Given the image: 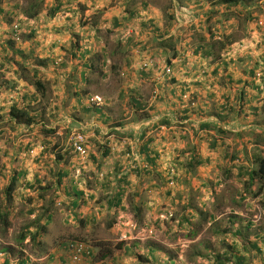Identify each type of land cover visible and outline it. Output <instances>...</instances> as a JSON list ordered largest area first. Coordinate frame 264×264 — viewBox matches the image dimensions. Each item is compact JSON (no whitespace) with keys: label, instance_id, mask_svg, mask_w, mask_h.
Masks as SVG:
<instances>
[{"label":"crops","instance_id":"1","mask_svg":"<svg viewBox=\"0 0 264 264\" xmlns=\"http://www.w3.org/2000/svg\"><path fill=\"white\" fill-rule=\"evenodd\" d=\"M170 1L163 10L154 0H35L29 19L33 1L0 0V210L30 217L18 229L29 231L26 245L36 243L22 249L28 264H66L68 240L79 233L117 238L104 260L92 246L88 264H142L137 256L216 264L217 253L231 264L238 256L264 264V181L245 188L264 158V7ZM150 58L173 74L157 83L153 69L142 70ZM94 96L99 106L89 103ZM14 107L28 108L36 123L18 124ZM76 131L88 139L86 163L70 145ZM171 165L175 186L167 183ZM196 172L190 194L185 182ZM213 224L232 231L213 236ZM196 226L215 251L210 238L199 241L201 255L190 260ZM241 228L248 237L233 233ZM1 252L0 264L19 263L21 253Z\"/></svg>","mask_w":264,"mask_h":264},{"label":"trees","instance_id":"2","mask_svg":"<svg viewBox=\"0 0 264 264\" xmlns=\"http://www.w3.org/2000/svg\"><path fill=\"white\" fill-rule=\"evenodd\" d=\"M33 1V4H32V8H29L27 9L26 11V14H27V17L29 19L31 18H35V13H37L39 7L38 5L35 3V0H31ZM14 25V24H13ZM12 25V26H13ZM11 26V27H12ZM221 49H224L226 48V44L225 43H220L219 44ZM37 83H40V81H36ZM15 88V87H14ZM40 89V88H38ZM11 116L13 117V119L18 123V124H24V125H32L34 123H36V117L35 116H32L31 114V111L28 109V108H16L14 107L11 112H10ZM256 165H257V168L255 169V171L252 172L251 174V177H250V181H247V183L245 184V188L247 191L250 190V187L253 186L255 184V180H258L260 182H263L264 181V158H258L256 160ZM12 193V188H10L8 190V193ZM11 193L9 194V198L11 199ZM8 199V200H10ZM32 212V211H30ZM10 214H9V211L8 210H0V220H1V223L3 224V230L4 232H7V230L9 229V226L11 225V222H10V218H9ZM231 222H233V225L231 226V228H235L234 226V221L232 220ZM216 227V226H215ZM43 228H41V230H43ZM210 232H212V235L214 236L215 233L216 234H222V235H225V234H228L230 233L232 230L230 228H226V229H216L214 230V224L210 227ZM28 233L29 231H23V234L20 235V237L18 238L19 240V243L20 245H22L24 243V241L27 239L28 237ZM234 234L236 235H241V236H244V237H248L247 235V231L246 229H235V231H233ZM29 236H30V233H29ZM218 236V235H217ZM31 242H36L34 240H36V235L32 236L31 237ZM69 243V242H68ZM67 243V244H68ZM252 244V243H250ZM24 246V245H23ZM23 246L21 249H19V251L22 252V249H23ZM253 246V248H255L256 250V253L258 251H260L259 247H257V245H251V247ZM102 247H105V246H102ZM101 247V251H100V259L104 260L106 258H108L109 256H112L113 255V251H111L110 249H107L106 247L105 248H102ZM244 250H247L248 249V241L247 240H244V243H243V247H242ZM232 249V248H230ZM5 250V252H10V253H14L15 250L14 248L12 247H9V248H3V251ZM197 255H201L200 252H197L196 253ZM92 256H93V253H92ZM137 259L139 261L142 262V264H147L148 262H152V260H149V259H145L143 258L142 256H137ZM238 259V264H242L241 263V257H237ZM231 258L227 257V254H221V253H217L216 256H215V261H216V264H231V263H228L230 262ZM6 264H9V261H7ZM18 264H28V259H24L22 256L19 257V263Z\"/></svg>","mask_w":264,"mask_h":264},{"label":"built area","instance_id":"3","mask_svg":"<svg viewBox=\"0 0 264 264\" xmlns=\"http://www.w3.org/2000/svg\"><path fill=\"white\" fill-rule=\"evenodd\" d=\"M258 6L264 7V0H252ZM14 37L17 41L20 40V28L18 25L13 27ZM153 69L157 73L155 78L157 83H162L163 80L173 74V69L171 66L167 65L165 61L154 60L152 58L147 59L142 64V70L149 71ZM257 79L262 78V72H258L256 75ZM22 91V87L17 85L14 89L15 94H20ZM89 103L99 106L102 103V100L99 99L97 96L89 98ZM70 145L73 152L78 156L79 160L82 163H86L88 158L90 157V150L88 146V139L87 136L82 132H74L70 137ZM178 177V168L177 166L171 165L169 166L168 171V180L167 183L170 186H175ZM172 212L168 213L167 216L171 217ZM66 250L69 254L68 261L66 264H86L88 258L92 257L93 249L92 246L87 244L84 241H70L67 246Z\"/></svg>","mask_w":264,"mask_h":264},{"label":"rangeland","instance_id":"4","mask_svg":"<svg viewBox=\"0 0 264 264\" xmlns=\"http://www.w3.org/2000/svg\"><path fill=\"white\" fill-rule=\"evenodd\" d=\"M177 1L178 2H182L183 0H177ZM154 3L157 4V5H159V6H161V8L163 10H166L165 8H167V7H168V10H169V8H171V5H172V2L170 0H154ZM98 98L99 99H102L100 97H98ZM198 174L199 175H197V172H196V175H193V178L191 180H189V179H187V181L185 180L186 181L185 182L186 183V186H188L189 191H190V194L191 193H196L197 185L201 181L200 173H198ZM193 182H195L194 185H193ZM166 213H170V212H166ZM166 213H164V216H163L164 219L165 220L171 219L173 215H171V217H168V216H166ZM10 217H11V215H10ZM29 218L30 217L24 218L26 220L25 221L24 219H21L18 216H15V212H14L13 215H12V217L10 218L11 225L9 226V229H8L7 233L4 232V230H3V224H2L1 229H0V234L2 236L5 235V238H2V241H0V257H4L3 253L1 252V251H3L2 248H9V247L14 248L15 253H14L13 258H17L18 252L21 253L20 254L21 256H23V253L21 251H19V249H21L23 245H24L23 246V249L26 250V248H27V251L30 252V253H31L32 248L37 250V248L35 247L36 246V243H32L33 244V247L31 248V245L28 246V245L25 244L26 241H24V243L22 245H20V243L18 241L19 240L18 238L20 237V235L23 234V230H22L21 234H19L18 233V229H19V227H20L21 224L28 222L27 220H30ZM79 224H81V223H79ZM194 229H196L197 232L198 231L200 232V237H199V240L197 242H195V244H191L188 247V249H187V255H189L190 260L193 259L191 257V255H194V253H197V251H200V253H201V243L198 244L199 241L200 242L207 241V240H209L208 238H210V236L208 235L209 232H205V235H203V237L201 238V226H196V227H194ZM95 231H97V230H95ZM153 233H155V232H153ZM153 233H151L150 235H152ZM78 235L84 237L85 239L84 238H70L68 241H71V240L75 239V240H79V241H84V242H86L87 244H89L90 246H93V247L95 245H100L101 247L102 246H105L107 249H110L111 251H113V254L118 249L117 248L118 247V242L115 241L117 239L115 236H113V238H112L113 241L110 242V240H106V241L105 240H101V239H109L110 236H108V237H102V238L100 237V238H97L98 240L94 241V240H92L91 237L88 236L89 235L88 233H82V234L79 233ZM156 236L162 237L163 234L158 233ZM173 237H175V236H173ZM88 238H90L91 240H89ZM2 242H6V243H2ZM10 244H13V246H11ZM105 247H102V248H105ZM206 247H210L212 249V251H215L214 246H213V242H212V239L211 238H210L209 246H206ZM99 253H100V251H99ZM99 255L100 254H98V253L96 254L97 257ZM202 258L203 259H201V256H200V258L194 259L193 261H195V262H192V263H189L188 262V257L183 258L182 261H183L184 264H210L212 262V261H210L208 259V257H202ZM204 258L207 259V260H204ZM108 260H110V259H108ZM128 261H129V264H132L133 263V259H129ZM124 262H125V260H124ZM208 262H210V263H208ZM86 264H88L87 261H86ZM148 264H150V263H148Z\"/></svg>","mask_w":264,"mask_h":264},{"label":"clouds","instance_id":"5","mask_svg":"<svg viewBox=\"0 0 264 264\" xmlns=\"http://www.w3.org/2000/svg\"><path fill=\"white\" fill-rule=\"evenodd\" d=\"M15 25H18V26H19V28H20V33H19V34H20V40H19V41H17V40L15 39V37H14V31H13V28H12V38H13V40H14V41H16V42H20V41H21V27H20V25H19V24H15ZM15 25H14V26H15ZM14 26H13V27H14ZM17 85H19V84H17ZM17 85H16V86H17ZM14 89H15V88H14ZM71 241H79V240H71ZM69 242H70V241H69ZM92 249H93V247H92Z\"/></svg>","mask_w":264,"mask_h":264}]
</instances>
